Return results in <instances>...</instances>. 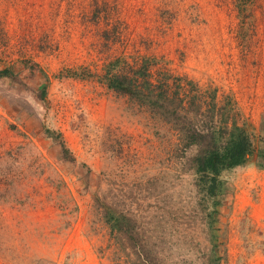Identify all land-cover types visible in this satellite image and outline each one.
I'll return each instance as SVG.
<instances>
[{
	"label": "rangeland",
	"instance_id": "374dc122",
	"mask_svg": "<svg viewBox=\"0 0 264 264\" xmlns=\"http://www.w3.org/2000/svg\"><path fill=\"white\" fill-rule=\"evenodd\" d=\"M116 58L150 60L168 109L108 86ZM0 68V264H264V167L224 174L212 222L183 133L258 141L264 0H0Z\"/></svg>",
	"mask_w": 264,
	"mask_h": 264
},
{
	"label": "trees",
	"instance_id": "16d2710c",
	"mask_svg": "<svg viewBox=\"0 0 264 264\" xmlns=\"http://www.w3.org/2000/svg\"><path fill=\"white\" fill-rule=\"evenodd\" d=\"M125 62L127 61L124 59L116 58L108 64L102 74L108 86L131 96L144 97L150 104L152 102L155 105L166 106L168 109L171 105L169 102L171 86L167 82L168 79L161 78L158 84L154 82L157 79L153 78L150 60L135 68L127 63L131 70H118L120 66H125ZM11 74L10 68H0V77ZM46 86L44 84L41 90L43 97L47 91ZM186 131H189L186 134L189 145H202V150L194 159L196 185L200 194V205L207 211L209 219L214 222L225 197L224 174L236 167L247 165L254 158L259 166L264 167V121L257 142L245 126L238 125L235 121L230 125L228 120H221V122H212L205 130L193 127L191 130L185 129L183 133ZM47 133L53 134L50 129ZM62 143L64 149L69 151L64 146V142ZM104 216L112 231H126L132 237V233L137 229L130 216L116 212L111 207L105 208Z\"/></svg>",
	"mask_w": 264,
	"mask_h": 264
}]
</instances>
